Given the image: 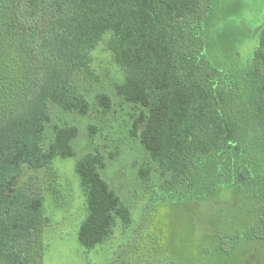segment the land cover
Wrapping results in <instances>:
<instances>
[{
  "label": "trees",
  "instance_id": "obj_1",
  "mask_svg": "<svg viewBox=\"0 0 264 264\" xmlns=\"http://www.w3.org/2000/svg\"><path fill=\"white\" fill-rule=\"evenodd\" d=\"M217 2L0 0V264H31L27 247L44 221L45 199L13 183L25 169L39 173L74 156L75 126L46 136L49 104L89 113L73 78L106 36L124 71L115 92L142 109L130 133L168 178L154 191L182 211L207 203L236 208L201 229L197 245L187 246L190 258L159 260L264 264V10L240 38L220 37ZM224 39L244 52H227ZM96 99L103 113L112 109L107 94ZM105 166L95 151L74 168L86 211L77 239L86 250L131 224L130 210L100 175Z\"/></svg>",
  "mask_w": 264,
  "mask_h": 264
},
{
  "label": "rangeland",
  "instance_id": "obj_2",
  "mask_svg": "<svg viewBox=\"0 0 264 264\" xmlns=\"http://www.w3.org/2000/svg\"><path fill=\"white\" fill-rule=\"evenodd\" d=\"M257 10H264V0H218L214 12L220 37L233 33L240 38ZM108 38L91 51L89 65L73 78L89 103V113L80 115L49 104L51 120L46 136H53L55 126H75L77 136L70 143L74 156L57 157L50 170L39 173L25 169L13 183L14 187L34 188L45 199L44 221L27 247L31 264H164L166 259L177 262L190 258L192 252L187 246L197 245L204 233L201 229L210 230L209 224L217 225L235 214V207L210 203L190 205L189 211L184 203L186 211H182L165 195L157 194L158 186L162 187L168 178L160 176L158 162L130 133L133 118L142 109L125 102L115 92L114 84L123 82L124 71L107 49ZM237 46L228 47L227 39L221 41V48H227V52H244V46ZM99 93L107 94L112 101V109L107 113L98 106ZM46 136L44 143L48 146ZM95 151L105 159L106 166L100 175L130 210L131 224L127 228L119 224L108 241L86 250L77 239L86 211L74 168L79 159ZM141 171L147 172V179Z\"/></svg>",
  "mask_w": 264,
  "mask_h": 264
}]
</instances>
